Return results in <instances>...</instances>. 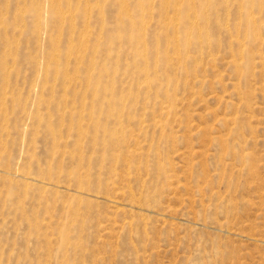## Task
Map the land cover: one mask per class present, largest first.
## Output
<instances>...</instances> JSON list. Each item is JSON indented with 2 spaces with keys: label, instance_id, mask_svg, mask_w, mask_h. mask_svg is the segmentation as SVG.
<instances>
[{
  "label": "rangeland",
  "instance_id": "obj_1",
  "mask_svg": "<svg viewBox=\"0 0 264 264\" xmlns=\"http://www.w3.org/2000/svg\"><path fill=\"white\" fill-rule=\"evenodd\" d=\"M215 1L0 0V264H264V0Z\"/></svg>",
  "mask_w": 264,
  "mask_h": 264
},
{
  "label": "bare ground",
  "instance_id": "obj_2",
  "mask_svg": "<svg viewBox=\"0 0 264 264\" xmlns=\"http://www.w3.org/2000/svg\"><path fill=\"white\" fill-rule=\"evenodd\" d=\"M204 1H206V5L209 4V0H204ZM204 1L202 0V2H204ZM247 1H248V0H247ZM253 1H254V0H253ZM197 2H199V0H197ZM211 2H212V1H211ZM215 2L218 3V0L215 1ZM215 2H214V3H215ZM262 2H263V0H262ZM191 3H192V2H191ZM191 3H190V4H191ZM212 3H213V2H212ZM216 3H215V4H216ZM219 3H220V2H219ZM203 4H204V3H203ZM250 4H251V3H250ZM260 4H261V2H260ZM262 4H263V5H262ZM262 4H261V5L264 6V3H262ZM253 5H254V4H253ZM186 6H188V5H186ZM197 6H198V5H197ZM209 6H210V5H209ZM214 6H215V5H213V7H214ZM256 6H257V5H256ZM262 6H261V8H262ZM202 7H203V6H202ZM210 7H211V6H210ZM218 7H220V6H218ZM234 7H235V6H234ZM259 7H260V6H259ZM190 8H191V7H190ZM198 8H200V7L198 6ZM214 8H215V7H214ZM246 8H247V7H246ZM248 8H249V7H248ZM253 8H254V7H253ZM196 9H197V8H196ZM204 9H205V7H204ZM216 9H217V8H216ZM244 9H245V8H244ZM244 9H243V10H244ZM251 9H252V8H251ZM263 9H264V7H263ZM263 9H262V11H264ZM200 10H202V9H200ZM200 10H198V11H200ZM206 10H207V9H206ZM232 10H233V9H232ZM236 10H237V9H236ZM243 10H242V12H243ZM246 10H247V9H246ZM255 10L258 11L259 9H255ZM208 11H209V13L212 12V11H210V10H208ZM223 11H224V10H222V12H223ZM239 11H240V10H239ZM239 11H238V12H239ZM247 11H249V10H247ZM191 12H192V11H191ZM200 12H201V11H200ZM200 12H198V14H199ZM215 12H216V10H215ZM220 12H221V11H220ZM240 12H241V11H240ZM242 12L240 13V15L243 14ZM250 12H252V11H250ZM250 12H246V13H245V15H244V22H243V23L238 24L239 26H236V25H235L236 23H235L234 25H235L236 27H240V32H241V27H243V31H242L241 33H243L245 37H247L246 35L249 34L248 37H250V35H251V38H252L251 40H252V41H253V40H254L255 42H256V41H260L261 38H260V35H259V33H258V30L260 29V27H259V29H258V21H259V19L256 18L255 15H254L253 13H250ZM260 12H261V11H260ZM260 12H259V13H260ZM189 13H190V12H189ZM195 13H196V12H195ZM226 13H227V12H225L224 14H226ZM190 14H191V13H190ZM191 15H193V14H191ZM200 15H202V13H200ZM217 15H218V14H217ZM219 15H221V13H219ZM258 15H259V14H258ZM195 16H196V15H195ZM206 16H207V15H206ZM209 16H210V15H209ZM237 16H238V15H237ZM262 16H263V15H262ZM61 17L63 18V16H61ZM188 17H189V16H188ZM197 17H198V16H197ZM221 17L223 18L222 15H221ZM185 18H186V17H185ZM200 18H201V16H200ZM204 18H205V15H204ZM210 18H211V17H210ZM217 18H218V17H217ZM240 18L243 19V15H242V17H240ZM259 18H260V16H259ZM186 19H187V18H186ZM213 19H214V18H213ZM233 20L236 21V19H233ZM260 20H261V18H260ZM205 21H206V18H205ZM210 21L213 22L214 20H212V18H211ZM216 21H218V19H216ZM220 21H221V20H220ZM238 21H239V19H238ZM184 22H185V21H184ZM201 23H202V22H201ZM201 23H200V24H201ZM216 23H217V22H216ZM216 23L214 22L213 24L216 25ZM232 23H233V21L230 23V25H229L228 28H230V26H233ZM203 24H204V23H203ZM213 24H212V25H213ZM217 24H218V23H217ZM241 24H242V26H241ZM215 25H214V26H215ZM219 25H220V24H219ZM226 25L228 26V24H226ZM207 26H208V25H207ZM207 26H206V27H207ZM235 26H234V27H235ZM210 27H211V26H209V28H210ZM215 27H216V26H215ZM234 27H232V28H234ZM212 29H213V28H212ZM214 29H215V28H214ZM217 29H219V28L217 27ZM225 29H226V28H225ZM235 29H236V28H235ZM261 30H262V28H261ZM217 31L219 32V30H217ZM230 31H231V29H230ZM186 32H187V31H186ZM210 32H211V30H210ZM212 32H213V31H212ZM222 32H224V31H221V33H222ZM240 32H239V33H240ZM261 32H262V31H261ZM261 32H260V34H261ZM223 34H224V33H223ZM234 34H235V33H233V35H234ZM243 34H242V35H243ZM213 35H214V34H213ZM262 35H263V34H262ZM262 35H261V36H262ZM210 36H211V34H210ZM210 36H209V38H210ZM216 36H219V34H218V35L216 34ZM238 36H239V35H238ZM244 36H243V37H244ZM232 37H233V36H232ZM232 37H230V38H232ZM243 37H242V38H243ZM207 38H208V37H207ZM222 38H223V37L221 36V40H222ZM262 38H263V37H262ZM186 39H187V38H186ZM225 39H227V38L225 37ZM233 39H234V38H233ZM247 39H250V38H247ZM171 40H172V39H171ZM223 40H224V39H223ZM227 40H228V39H227ZM243 40H244V42H245V39H244V38H243ZM243 40H242V41H243ZM168 41L170 42V40H168ZM173 41H174V40H173ZM173 41H171V42H173ZM246 41H247V40H246ZM220 42H221V41H220ZM229 42H230V41H229ZM248 42H250V41H248ZM248 42H247V43H248ZM262 42H263V41H262ZM173 43L175 44V42H173ZM211 43H212V41H211ZM217 43H218V42H217ZM223 43H224V41H223ZM225 43H227V42H225ZM230 43H231V42H230ZM233 43H234V41H233ZM235 43H236V42H235ZM256 43H257V42H256ZM256 43L253 42L254 45H255ZM168 44H170V43H168ZM212 44H213V43H212ZM231 44H232V43H231ZM231 44H229V46H230ZM242 44H243V43H242ZM245 44H246V43H245ZM253 44H252V45H253ZM258 44H260V42H259ZM262 44H263V46H264V43H261V45H262ZM186 45H187V44H186ZM188 45H189V43H188ZM208 45H210V44H208ZM216 45H217V44H216ZM247 45H248V44H247ZM252 45H251V47H252ZM174 46H175V45H174ZM200 46H201V45H200ZM219 46H220V45H219ZM227 46H228V45H227ZM236 46H237V44H236ZM236 46H235V47H236ZM240 46H241V45H240ZM248 46H249V45H248ZM255 46H256V45H255ZM259 46H260V45H259ZM263 46L260 47V51H261V49H262ZM186 47H187V46H186ZM207 47H208V46H207ZM210 47H211V45H210ZM214 47H215V46L213 45V48H214ZM231 47H234V45H233V46L231 45ZM231 47H230V48H231ZM242 47H243V46H242ZM244 47H247V46H244ZM175 48H177V47L175 46ZM187 48H188V47H187ZM224 48H225V47H224ZM253 48H256V47H253ZM207 49H208V48H207ZM218 49H219V48H218ZM221 49H223V48H221ZM225 49H226V48H225ZM243 49H244V48H243ZM258 49H259V48H258ZM258 49H257V50H258ZM216 50H217V49H216ZM234 50H235V51H236V50L238 51V49H236V48H235ZM245 50H248V53L251 52V51H254V50H251V48H249V49H245ZM250 50H251V51H250ZM218 51L220 52V50H218ZM226 51H227V50H226ZM243 51H244V50H243ZM174 52H175V51H174ZM216 52H217V51H216ZM228 52H231V51H228ZM228 52H227V54H228ZM261 52H262V51H261ZM231 53H232V52H231ZM233 53H234V52H233ZM242 53H243V52H242ZM244 53H245V51H244ZM258 53H259V52H257V54H258ZM229 54H230V53H229ZM237 54H238V53H237ZM237 54H236V55H237ZM239 54H240V53H239ZM262 54H263V53H262ZM232 55H235V54H232ZM240 56H241V55H240ZM229 57L232 58V56H230V55H229ZM236 57H238V56H236ZM241 57H242V56H241ZM243 57H244V56H243ZM243 57H242V59H243ZM253 57H254V56H253ZM239 58H240V57H238V59H239ZM164 59H167V58H163V60H164ZM232 59H233V58H232ZM244 59H247V60H248V58H244ZM249 59H250V58H249ZM251 59H252V58H251ZM255 60L258 62V65H257V66H259V64L262 65L263 62H264L263 57H262L261 55H259V56L256 57V58L254 57V60H252V61L255 62ZM164 61H165V60H164ZM167 61H169V60H167ZM177 61L179 62L180 60H177ZM230 61H231V60H230ZM181 62H182V61H181ZM181 62H180V63H181ZM242 62H243V60H242ZM247 62H248V61H247ZM249 62H250V60H249ZM257 62H256V63H257ZM229 63H230V62H229ZM229 63H228V65H229ZM231 63H232V62H231ZM245 63H246V62H245ZM245 63H244V64H245ZM169 64H171V63L168 62V65H169ZM177 64H178V63H177ZM244 64H243V65H244ZM249 64H250V63H249ZM253 64H254V63H253ZM165 65H166V63H165ZM168 65H167V66H168ZM233 65H234V64H233ZM236 65H237V63H236ZM173 66H174V65H173ZM179 66H180V64H179ZM182 66H183V65H182ZM254 66H255V65H254ZM262 66H263V65H262ZM251 67H252V69H253V66H252V65H251ZM169 68H170V70H172L170 66H169ZM179 68H181V67H179ZM182 68H184V67H182ZM233 68H236V66L233 67ZM237 68H239V67L237 66ZM240 69L242 70L243 68L240 67ZM240 69H239V72H240ZM244 69H246V67H245ZM181 70H184V69H181ZM234 70H235V69H234ZM253 70H254V69H253ZM254 71H255V70H254ZM254 71H252V72H254ZM250 73H251V71H250ZM237 74H238V72H237ZM239 74H240V73H239ZM239 74H238V75H239ZM242 74H243V73H242ZM238 75H237V76H238ZM251 75H252V74H251ZM251 75H249L248 77H250ZM237 76H236V77H237ZM195 77H196V76H195ZM240 78L242 79V77H239V80H240ZM245 78H246V77H245ZM246 79H247V78H246ZM236 87H237V85H236ZM236 87H235V88H236ZM235 91L237 92V90H235ZM235 91H233V93H234ZM233 93H232V94H233ZM248 93H249V91L247 92L246 95H248ZM239 94H240V93H239ZM238 96H239V95H238ZM250 97H251V96H250ZM244 98L248 99V97H246V96H245ZM239 99H240V98H239ZM246 99H245V100H246ZM173 100H174V99H173ZM243 101H244V100H243ZM172 102H173V101H172ZM172 102H171V103H172ZM228 102H229V101H228ZM239 102H240V101H239ZM241 102H242V101H241ZM241 102H240L239 105H241ZM248 102L250 103V101H248ZM243 103H244V102H243ZM249 103H247V102L245 101V104H249ZM172 104H173V106H174L175 103H172ZM227 104H229V103H227ZM250 105H251V104H250ZM241 106H243V105H241ZM245 106H246V105H245ZM247 106H248V105H247ZM251 106H252V105H251ZM252 107H253V106H252ZM163 108H165V107H163ZM240 108H241V107H240ZM164 110H166V112H168V111L170 110V106L167 107V108L164 109ZM175 110H176V109H173V110L171 109V111H169V112H171V113H172V111L176 112ZM247 110H248V109H247ZM162 115H163V116L165 115L164 112H163ZM166 115H167V114H166ZM168 115H169V114H168ZM168 115H167V116H168ZM227 117H228V116H227ZM228 118H230V117H228ZM235 118H237V117H235ZM219 120L225 122V120H227V119L223 118V119H219ZM231 120H232V119H231ZM231 120H230V121H231ZM144 121H145V120H144ZM224 122H223V123H224ZM233 122H234V121H233ZM233 122H232V123H233ZM228 123H230V122H228ZM238 123H240V124H239L237 127H239V126L241 125V123H242L241 119H240V122L238 121ZM146 124H147V123H146ZM225 124H226V123H225ZM225 124H224V125H225ZM244 125H245V124H244ZM242 126H243V124H242ZM245 126H247V125H245ZM247 127H249V126H247ZM247 127H246V128H247ZM240 128L242 129V127H240ZM243 128H244V127H243ZM242 130H243V129H242ZM249 130H250V128H249ZM249 130H248V131H249ZM250 132H251V131H250ZM120 137H121V136H120ZM115 138H116V137H115ZM123 138H124V136H123ZM123 138H122V139H123ZM122 139H119V140H122ZM122 141H123V140H122ZM136 154H137V153H136ZM132 156H136V155L133 153ZM137 156H138V155H137ZM125 161H126V160H125ZM136 180H138V178H137ZM140 183H141V182H140ZM142 183H143V182H142ZM130 195H132V194H130ZM132 196H133V195H132ZM127 198H128V197H127ZM134 198H135V197H134ZM112 202H113V201H112ZM131 205H132V204H131ZM142 205H143V204H142ZM224 231H225V230H224Z\"/></svg>",
  "mask_w": 264,
  "mask_h": 264
}]
</instances>
